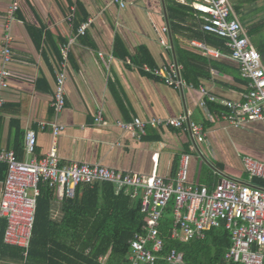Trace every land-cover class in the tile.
<instances>
[{"label":"crops","instance_id":"obj_1","mask_svg":"<svg viewBox=\"0 0 264 264\" xmlns=\"http://www.w3.org/2000/svg\"><path fill=\"white\" fill-rule=\"evenodd\" d=\"M11 1L0 0V52ZM124 1L121 7L112 0H20L10 22L11 75L1 93L0 149L30 159L25 134L31 129L36 134L33 156L40 157L51 139L53 123L58 122L66 127L57 137L60 165L86 162L119 171L153 170L168 178L175 173L179 155L187 153L189 180L210 191L223 177L264 186L262 179L250 177L242 162L244 156L264 162V122L231 126L220 116L226 108L200 91L203 87L218 99L245 98L248 79L242 77L238 62L205 54L192 45L200 42L226 52L225 39V50L207 42L210 32L202 29L203 20L191 6L192 0ZM229 1L246 31L255 26V39L264 46V0ZM74 7V17L68 21ZM88 21L85 33L79 34V27ZM71 37L66 100L56 112L53 102L61 46ZM171 64L177 67L181 87L168 85L163 74L154 72L166 74ZM201 100L206 101L204 107ZM180 116L203 127V142L195 144L188 127L147 124L142 135L117 125L135 118ZM5 175V163L0 162V194ZM49 187L50 221L60 226L66 214L64 199L72 198L59 199L56 187ZM170 231L171 227V238ZM2 241L21 250L22 257L15 264L29 263L24 249Z\"/></svg>","mask_w":264,"mask_h":264},{"label":"built area","instance_id":"obj_2","mask_svg":"<svg viewBox=\"0 0 264 264\" xmlns=\"http://www.w3.org/2000/svg\"><path fill=\"white\" fill-rule=\"evenodd\" d=\"M121 7L124 0H112ZM191 6L203 20L202 29L225 39L227 51L209 48L204 43L192 42L203 49L205 54L225 56L238 62L242 77L248 79V91L243 101L218 99L201 87L203 96L217 101L226 110L220 116L229 125L243 126L252 121L264 122V64L260 53L250 40L248 33L236 15L229 0H192ZM20 5V0H12L7 12L6 33L0 52V108L4 104L2 90L8 86L11 75L8 65L12 60L10 22ZM76 8H72L67 20L72 21ZM90 21L83 23L79 34H84ZM74 37L61 46V61L57 77L53 107L60 112L66 100L65 81L67 77L68 53ZM177 67L170 65L168 73L155 69V74H163L165 82L181 87L183 82L177 74ZM205 100L200 101L204 107ZM101 117L97 116L96 121ZM147 124L152 126L188 127L195 144L205 140L203 127L190 122L184 116L168 119L151 118L148 121L135 118L133 122L118 121L125 131L145 134ZM41 128L44 125L41 124ZM66 127L53 123L51 139L45 153L33 156L36 134L29 129L25 134V151L30 159H20L11 150L0 149V162L6 165V175L0 194V219L5 220L4 242L24 249L27 255L35 222L39 185L47 183L56 187L59 199L73 198L77 186L108 183L115 195L130 193L139 199L140 210L144 214L142 229L130 240L126 264H154L164 247L160 232L163 212L173 201V221L171 238L181 241L201 239L207 230L224 226L229 230L231 245L225 259L239 264H264V186L240 182L223 177L213 190L189 180L190 155L182 153L178 157L175 173L168 178L155 171L131 172L114 170L102 165L73 162L60 165L57 137ZM243 167L250 177L264 181V162L250 156L242 158ZM167 264H184L183 252L171 248L164 254Z\"/></svg>","mask_w":264,"mask_h":264},{"label":"trees","instance_id":"obj_3","mask_svg":"<svg viewBox=\"0 0 264 264\" xmlns=\"http://www.w3.org/2000/svg\"><path fill=\"white\" fill-rule=\"evenodd\" d=\"M234 8L239 13L238 7ZM247 32L264 64V46L255 39V26L248 27ZM206 35L208 43L225 50L223 38L212 33ZM185 73L189 79L188 69ZM113 193L108 183L79 185L74 198L64 199L66 214L57 226L51 223L49 215L52 189L41 183L28 264H126L129 242L142 229L144 214L140 201L130 193ZM173 204V201L168 204L161 218L164 247L154 264H167L164 254L171 248L183 252L184 264H239L225 259L231 236L224 226L207 230L202 239L172 240L169 229ZM4 228L5 223L0 219V264H15L22 257L21 250L3 243Z\"/></svg>","mask_w":264,"mask_h":264},{"label":"rangeland","instance_id":"obj_4","mask_svg":"<svg viewBox=\"0 0 264 264\" xmlns=\"http://www.w3.org/2000/svg\"><path fill=\"white\" fill-rule=\"evenodd\" d=\"M202 178H205L204 176Z\"/></svg>","mask_w":264,"mask_h":264}]
</instances>
